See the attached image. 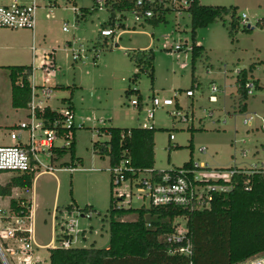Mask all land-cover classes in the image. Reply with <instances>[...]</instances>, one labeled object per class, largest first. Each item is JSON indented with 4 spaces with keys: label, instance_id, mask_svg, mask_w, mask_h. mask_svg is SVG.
<instances>
[{
    "label": "rangeland",
    "instance_id": "rangeland-1",
    "mask_svg": "<svg viewBox=\"0 0 264 264\" xmlns=\"http://www.w3.org/2000/svg\"><path fill=\"white\" fill-rule=\"evenodd\" d=\"M198 1L202 5L224 6L230 11L206 28L196 30V38L204 51L194 61L190 52L185 51V45L179 51H174L173 47L179 39L182 43L184 40L191 43V19L186 13H167L164 23L152 26L134 23L129 11L115 12L114 23H123L125 27L117 30L122 31L119 37L104 38L99 36V30L110 16L106 8L88 14L84 20L79 15L81 8L91 10L93 0H75V3L57 0L58 4L48 9H38L34 33L30 29L0 28V64H32V83L51 87L49 96L41 104L47 101L54 108H62L61 98L70 97L75 107V125L83 123L75 131V156L81 159L77 170L64 169L69 166L65 164L70 161L68 153L54 158L39 154L41 161L53 171V174L45 172L33 179V201L37 204L34 236L39 240L47 242L50 238L53 203L66 206L75 200L80 209L92 205L95 211L90 219H79L80 228L86 229L85 238L80 236L72 246H108L109 161L108 156L101 158L95 153L93 144L109 138L105 133L99 134L103 126L131 128L145 122L152 94L172 97L174 101V105L154 112V168L180 167L188 161L190 138L194 162H203L212 168L264 167V25L255 24L248 29L240 21L243 13L252 23L264 17V0ZM64 25L67 31L62 29ZM165 35H170V49L163 46ZM148 48L155 53L153 82L144 72L134 78L136 67L130 58L133 51ZM49 52L54 56L55 68L52 69L54 74L44 82L46 71L39 60ZM73 54H79V58L73 59ZM181 62H186L187 67L181 68ZM250 65L253 68L249 79L257 80L260 87L252 88L246 110L239 112L237 105L234 106L238 99L235 79L240 69H248ZM56 84L70 85V88H53ZM212 85L217 87L215 101L209 99ZM10 86L8 70L0 67V143L10 142L8 132L16 129L12 124L28 114V109L12 107ZM187 89L193 90V96L185 95ZM127 90H131L130 94ZM37 92L40 93V87ZM174 92L177 97H173ZM138 94L144 102L141 109L130 104V99ZM178 106L191 119L188 123L172 116L171 111ZM169 134H173L174 139L169 140ZM43 168L41 165L40 169ZM4 173L0 176L3 180L21 174ZM135 190L133 185L132 191ZM27 193L31 195V189ZM141 204L149 206V199L133 195L130 206ZM134 218V214L121 216L122 220ZM176 220L184 222L181 218ZM61 231L62 227H58L57 233ZM5 256L9 264H15L6 252Z\"/></svg>",
    "mask_w": 264,
    "mask_h": 264
},
{
    "label": "trees",
    "instance_id": "trees-1",
    "mask_svg": "<svg viewBox=\"0 0 264 264\" xmlns=\"http://www.w3.org/2000/svg\"><path fill=\"white\" fill-rule=\"evenodd\" d=\"M135 3L136 0H107L106 9L110 16L106 22L101 24L102 28L112 27L115 12L130 11L135 7ZM150 7L156 8V5L150 3L144 5V9ZM96 11L97 8L93 5L91 10L82 7L80 17L87 20L88 14ZM190 11V33L192 39L195 40L198 28H206L217 17L228 13L230 8L202 5L198 0H194ZM161 22H165L164 17H152L140 25L147 23L157 26ZM94 46L96 47V44ZM203 51V45L195 47L191 54L192 61ZM154 57L155 53L152 48L138 49L130 53V58L136 67L134 78L144 72L150 76L151 82L154 81ZM2 67L8 70L12 107L15 109L28 108L32 101L30 82L33 74L32 64ZM252 68L253 65H250L248 69H240L236 75L238 99L234 106L237 105L239 112H244L247 106L246 83L252 82L253 87H260L257 80L249 79L248 74ZM53 88H70V86L57 84ZM128 92L130 94L131 90L126 91ZM70 96H72V91ZM137 96L141 99L140 94ZM66 100L70 102L67 107L73 109L71 98H66ZM138 109L141 107L139 106ZM36 114L48 121L61 118L58 111L49 106H44L42 109L37 108ZM75 131L74 127L73 138L69 146L53 147L52 156L68 153L70 161L65 164L77 167V162H81V159L75 156ZM100 133L107 134L109 138L105 141L94 142L93 147L95 153L101 158L108 156L109 165H116L123 158H127L128 165L134 170L153 169L154 173L163 172L154 169V127L103 126L99 128ZM173 147L178 148V146ZM188 147L190 157L183 163L185 167L191 166L193 162L192 138L189 139ZM170 148L169 142L168 149ZM34 177L33 172L12 175L4 185L0 184V196H10L14 187L30 190ZM233 178L234 187L227 193L215 195L211 207L202 211L152 205L116 209L113 207L110 192L108 246L95 247L92 244L69 248L50 247L48 248L49 264H238L251 257L259 256L264 252V167L249 175L237 174ZM9 208L14 214L25 217L29 215L31 201L24 197H11ZM82 210L95 211L91 205H85ZM130 214H134L135 218L121 219V216ZM179 216L186 218V237L191 244V254L188 256L178 251L179 247L186 244L185 240L168 242L161 238L174 232L173 222ZM21 234L26 236V233ZM0 264H4L1 257Z\"/></svg>",
    "mask_w": 264,
    "mask_h": 264
},
{
    "label": "built area",
    "instance_id": "built-area-1",
    "mask_svg": "<svg viewBox=\"0 0 264 264\" xmlns=\"http://www.w3.org/2000/svg\"><path fill=\"white\" fill-rule=\"evenodd\" d=\"M75 3V0H69ZM42 2V5H41ZM146 3L155 4L156 8H145ZM194 0H136L135 7L129 12L133 15L134 23H143L152 17L161 18L167 13H174L182 15L188 14L191 19V6ZM57 0H0V28L9 29H30L34 31L37 22V11L39 8L48 9L49 6L56 5ZM107 0H93V6L97 10L106 8ZM73 10L77 9L73 6ZM81 14V13H80ZM79 14V15H80ZM48 16V13L45 14ZM240 21L243 26L253 28L255 24L264 23V17L255 20L252 23L248 17L243 13L240 16ZM164 23V22H161ZM123 23L115 24L112 27H103L99 30V36L104 38L119 37L122 31H117ZM125 27V26H124ZM67 31L64 25L62 28ZM191 29V28H190ZM191 32V31H190ZM191 36V33H190ZM170 35L164 36L163 46L165 49H170L168 40ZM185 45V51L192 54L193 49L198 47L201 42L196 38L191 37V43L187 40L179 39L174 47V51L182 50ZM79 54H73V59L79 58ZM97 56V55H96ZM179 58L180 55L176 54ZM55 59L52 53H45L40 61V66L44 68L46 74L43 81L49 80L50 76L54 73L52 69L55 68ZM181 68L187 67L186 62H181ZM34 70V68H33ZM32 85V101L29 104L28 114L23 119L15 123L12 129L8 132L9 143H0V172H33L35 177L41 173H51V167L45 165L40 157V153H45L52 158L53 147H67L73 138V128H81L83 123L79 126L75 125V111L67 106L57 110L61 115L60 119L52 121L45 120L38 117L36 114L37 108L42 109L41 105L43 99L47 98L51 92V87L45 84L41 86ZM37 87H40V93L37 92ZM248 93H252V82L246 83ZM217 87L211 86V94L209 99L215 101V92ZM185 95L188 97L193 96V90L187 89ZM173 97H177V92H174ZM130 104L136 108H142L144 102L142 98L130 99ZM174 105L172 97L160 96L152 94L149 104L146 108V121L139 124L143 128H152L154 112L160 107H169ZM172 110L171 114L178 117V120L183 123H188L191 119L187 113H182L179 109ZM264 126V123H263ZM25 134V138H24ZM174 139L173 134H169V140ZM61 141V142H59ZM203 150V149H202ZM128 159L123 158L116 165H109L108 172L110 176V189L113 207L129 208L131 207L132 196L140 199H149V206H175L188 209L190 211H202L209 209L212 205L215 195L229 192L235 185L234 175L246 174L249 175L253 171L258 170L254 166L249 168H212L206 163L192 162L191 166L173 167L170 169L160 170L162 173H154L153 169L134 170L128 165ZM43 165L44 168L40 169ZM64 169L69 171L77 170V167L68 166ZM156 169V168H154ZM260 169V168H259ZM38 170V171H37ZM136 186L135 192L132 187ZM129 189V190H128ZM144 204H141L142 206ZM139 206V207H140ZM65 219L62 229V237L58 240H50L48 244L51 247L69 248L73 243L78 241L82 236L83 228H80V218L90 219L93 211L82 210L77 208L74 204L70 203L64 209ZM181 218L184 222L177 221ZM174 232L163 236L162 239L168 242H182L186 244L179 247V253L186 256L191 254V244L186 237V218L184 216L176 217L174 220ZM34 214L30 209L28 216H19L14 214L10 208L5 210L0 207V255L6 264H9L5 252L11 255L18 254L16 264H40V261L31 259L32 243H34ZM21 233H26V236ZM83 238V237H82ZM12 239L18 241L19 247H8L4 245V240ZM3 243V244H2ZM246 264H264L261 257H252L246 260Z\"/></svg>",
    "mask_w": 264,
    "mask_h": 264
},
{
    "label": "crops",
    "instance_id": "crops-1",
    "mask_svg": "<svg viewBox=\"0 0 264 264\" xmlns=\"http://www.w3.org/2000/svg\"><path fill=\"white\" fill-rule=\"evenodd\" d=\"M32 33H34V31ZM41 60H42V58L39 60V65H40V61ZM2 66H6V65H1L0 64V67H2ZM31 77H30V82L32 83ZM60 85L70 86V85H64V84H60ZM71 87L74 88V86H71ZM63 89H65V88H63ZM66 98H68V97L61 98V103L63 105L62 108L67 106L68 104H70V102L68 100H66ZM10 103H11V97H10ZM71 104L74 107V104H73L72 100H71ZM43 106H49L51 109H54V110H60L61 109L59 107H55V108L52 107L49 103H47V101H46V103L43 104ZM15 110H18V109H15ZM22 110L26 111L27 108H24ZM26 114H25V116H26ZM25 116L23 118H21L20 120L24 119ZM15 123H13L12 125H14ZM2 174H5V173L4 172H0V176ZM41 174H43V173H41ZM41 174H39V175H41ZM8 179H9V177H8ZM8 179L3 180L2 178H0V184L4 185L8 181ZM33 189H34V181L32 183V188H31L32 194L31 195H29V193H27V191L24 190V189L17 188V187L12 188L10 196H5V197L0 196V207L4 208L5 210H8L9 209V200H10L11 197H15V198L24 197V198H26V199L31 201V210H32V212L34 214L35 211H36V208H37V204L34 203V201H33V192H34ZM69 204H67L66 206H60V205H56V202L53 203V208H52L53 210L51 212V217H50V238H49V240L47 242H45V241L43 242V241L39 240L36 235L34 236V243H32V245H31V247H32L31 259L32 260H34V261L38 260V261H40V264H49V251H48V248L51 247V244H48V242L50 240H54V241L58 240V239H60L62 237V231L60 233H57V229H58V227H62V229H63V223H64V219H65L64 209ZM72 204H74L77 208H79V206L77 205V202L75 200L72 202ZM55 205H56V207H58V209L55 207ZM57 219H59V220L56 221ZM89 227H90L89 230H92V226L89 225ZM85 234H86V229L83 228V232H82L83 239L85 238ZM19 244L20 243L18 241H15V240H12V239L4 240V245H6L8 247L16 248V247H19ZM45 250H47V251L45 252ZM8 254H9V256H11L13 258V260L15 261V264H16L17 260H18V254H14V255H11L10 253H8ZM258 257H261L264 260V252L262 254H260ZM238 264H246V261L238 263Z\"/></svg>",
    "mask_w": 264,
    "mask_h": 264
},
{
    "label": "water",
    "instance_id": "water-1",
    "mask_svg": "<svg viewBox=\"0 0 264 264\" xmlns=\"http://www.w3.org/2000/svg\"><path fill=\"white\" fill-rule=\"evenodd\" d=\"M251 28H252V27H251ZM0 257H1V255H0ZM1 259H2L3 263L6 264L2 257H1Z\"/></svg>",
    "mask_w": 264,
    "mask_h": 264
}]
</instances>
